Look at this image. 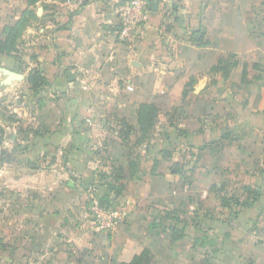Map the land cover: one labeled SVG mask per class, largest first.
<instances>
[{"label": "crops", "instance_id": "crops-1", "mask_svg": "<svg viewBox=\"0 0 264 264\" xmlns=\"http://www.w3.org/2000/svg\"><path fill=\"white\" fill-rule=\"evenodd\" d=\"M129 1H54L57 6L50 8L58 12H51L41 29L39 54L46 77L57 78L74 91L77 82L74 87L69 85L72 81L68 73L75 81L82 75L83 94L91 99L93 96L89 104L79 101L70 105L74 107V116L81 111L93 112V138L73 134L71 124H77L69 119L54 134L43 132L30 139L38 144L39 153L47 156L56 152L65 156V151L58 150L67 149L70 143H93V189H101L99 174L117 169L122 172L118 184L124 188L128 205L124 222L111 235L105 236L94 225L90 230L81 223L72 231L64 217L55 220L58 230L65 234L66 242L89 260H81L80 264H95L93 258L110 264L130 262L145 249L151 252L150 264H160V252L150 246L153 241L148 210L161 204L172 207L178 201L172 199L176 175L169 171L175 156H161L157 143L152 149L138 143L141 140L138 113L144 106L153 105L159 111L154 129L169 133L166 142L178 147L198 146L199 151L216 157V170L201 168L207 178L204 183L207 195L201 196V204L212 198L218 209L215 216L205 204L206 218L214 224L210 228L213 231L208 225V237L217 240V244L207 252L209 256L203 253L202 261L242 264L251 258L253 264H264L263 228L260 242H254L251 250L242 251L243 245H248L249 235L257 236L249 230V224L264 225V88L247 83L255 65L264 71V35L253 33L249 19L264 0H144L148 3L145 21L123 37L120 9ZM28 2L0 0L1 37L30 8ZM151 3H156L157 8ZM221 61L223 64L218 66ZM229 64L234 66L227 74ZM66 89L63 86L56 90ZM76 149L70 150V160L88 155L82 154L81 146ZM25 154L29 156L28 152ZM147 159L158 165L157 171H153L154 165L147 170L142 167ZM133 163L136 166L131 168ZM82 168L79 161L71 166L78 175ZM18 169L13 165L9 169L0 168V189L39 194L43 212L38 219L43 225L35 234L41 239L36 246L48 248L49 223L54 216L59 218L61 212L57 209L51 216L50 208L67 206L70 200L72 206L75 193L81 189L75 191L79 187L74 182L65 184V172L61 173L59 166V183L44 181L42 170L40 184L37 181L27 188L29 182L19 181ZM211 171L219 176L216 182L208 180ZM65 186L71 188L67 196ZM189 201L190 207L199 203L192 198ZM33 217L24 216L25 226L17 224L16 230L11 227L10 245L0 249V256H8L9 264H33L30 259L35 251L33 228L28 225ZM226 240L239 242L232 246ZM21 242L23 247L19 246ZM193 250L187 254L190 264H200L198 260L194 262ZM175 260L178 262L171 255L165 264H174Z\"/></svg>", "mask_w": 264, "mask_h": 264}, {"label": "rangeland", "instance_id": "rangeland-1", "mask_svg": "<svg viewBox=\"0 0 264 264\" xmlns=\"http://www.w3.org/2000/svg\"><path fill=\"white\" fill-rule=\"evenodd\" d=\"M54 1L61 0H31L30 3L28 2L31 12L24 20L26 23L23 31L14 38V53L12 55H0V168L9 169L12 165L16 166L19 168V181L29 182L27 188H30V186H35L36 183L34 184V182L38 181L37 184H40L42 170L44 171L43 175L46 176L44 181L48 180L51 184L59 183L57 180L60 175L59 172L57 173V167L59 166L62 168L61 173L65 172V184L74 182L76 187H79L75 191L81 190L77 191L79 195L72 190V193H75L74 199H76L75 202H72V206L69 205L70 200L67 206L50 208L51 216L56 213L57 209L61 212H59V218L56 216L51 218L49 223L51 231L47 236L49 247L43 248L42 245L36 246L41 243V239L35 237L38 228L43 225L38 219L43 212V205L38 198L39 194L34 192L33 194L26 193L24 195L22 192L0 189V249L2 247L7 248L10 245L8 239L12 234L11 227L13 226V229L16 230L17 224V226H25L27 220L24 216L33 215V219L28 222V225L31 224L33 228L34 238L32 240L35 244V251L30 257L33 264H73V262L74 264H80L81 260H89L82 257V252L72 247V243L66 242L67 237L58 230V224H55L57 223L55 220L64 217L63 220H66V225H68L67 221L70 222L72 231L80 223L90 230L93 228L92 219L88 214L90 195L95 191L93 189V162H95L93 160V143L85 142V144L80 145L70 143L67 149L61 147L60 150L56 149L65 151V156L58 155L57 152L47 156L46 154H40L38 144L30 139L31 136H41L43 132L49 135L54 134L64 124L68 123L69 119L77 124V126H74V123L71 124L73 134L80 135L81 133L84 134V137L93 138V112L85 113L81 111L74 116V107H70V105L79 101L83 105L93 102V96L91 99L90 95L83 94L84 91L81 88L85 84L82 83L84 81L82 75L79 76L77 81H75V78L74 80L69 78L74 82H69V85L75 86V82H77V90L72 91L67 83L63 84L57 78L49 79L43 71L41 55L39 54L42 51L41 29L47 22L45 18L51 17V12H54V14L58 12L50 8L57 6L53 3ZM249 19L253 24V33L259 36L264 35V6L255 9L250 14ZM12 72L21 75V79L5 84V79ZM36 72L40 76L37 79V84L33 86L28 81L30 76ZM63 86L68 89L56 90L61 89ZM160 129L157 128L147 132L138 143L140 147L146 146L145 149H152L151 147H154V144L157 143L161 156L164 158L170 154L175 156L169 171L171 174L176 175L173 176L176 183L172 187V190H175L176 193H173L172 199L178 202L173 204L172 207L158 204V207L153 206L148 210L149 223L156 227L155 230L149 232L151 235L150 240L153 241L150 246L160 252V257H162L160 259L158 256V260H161L163 264L171 255L173 258L178 259V262L175 260L176 263L174 264H190L187 254L191 249L195 250L191 251L195 255L194 262L198 260L202 264H207L202 261L201 257L204 256V252H206V256H209L207 252H210L213 247L216 248L217 240H211L208 237V225L209 230L213 231L210 229L213 223L206 218L207 207L205 204L211 212L215 213V216L218 209L212 198L208 202L205 201L204 205L201 204V196L206 198L207 195L206 185L204 184L207 178L202 174L201 168L216 170V157H211L203 151H199L198 146L193 147L183 144L182 147H178L177 144H170L166 142L169 133H165L164 130L160 132ZM76 146H81L82 154L87 153L88 155L79 160H70L68 154H71L70 150L72 149L78 150ZM27 152L29 156H26L25 153ZM77 161L83 167L80 175H78V172L74 173L71 169L73 162ZM203 161L205 163H202ZM153 165L155 166V162L153 163V160L147 159L142 167L147 170L152 168ZM20 168H23L24 171ZM5 173L7 176L10 175L7 170H5ZM120 175L118 170L114 168L110 169L109 173L99 174L101 186L106 190L111 189L110 187L113 186L111 183H115L116 178ZM218 178L216 171H211L208 176L211 183L216 182ZM251 178L249 175V179ZM70 191L71 188L65 186L66 196ZM103 194L101 193V195ZM51 195L53 196L52 193ZM121 195L123 196H120L117 200L118 207L124 211L128 205L124 199L125 195L123 193ZM190 195L193 197H190ZM191 198L200 204L194 203V206H188L191 203L189 201ZM14 216L19 218H14ZM12 222L13 225H11ZM122 222L124 221H121L119 225H122ZM261 228L264 229V225H256L254 222L249 224V230L255 232L257 236L249 235V239H246L248 245H243L242 242V251L244 249L251 250L254 242H260V239H262ZM99 233L105 236L113 234V232ZM231 241L226 240L228 245L232 246L234 243L239 242V240ZM15 246L18 245L15 244ZM19 246L23 247V243H19ZM250 261H252L251 258H246L242 264H249ZM105 262L106 260L93 258L95 264H110ZM0 264H9L8 256L4 258L0 256ZM156 264L159 263L156 262Z\"/></svg>", "mask_w": 264, "mask_h": 264}, {"label": "trees", "instance_id": "trees-1", "mask_svg": "<svg viewBox=\"0 0 264 264\" xmlns=\"http://www.w3.org/2000/svg\"><path fill=\"white\" fill-rule=\"evenodd\" d=\"M29 3L31 0H28ZM31 6V5H30ZM264 6V2H263ZM31 8L27 9L22 18L12 27L5 29L4 36H0V55H12L14 53L13 45H14V38L17 34L23 31V27L25 26L26 21L25 18L29 15ZM223 62L221 61L218 66L222 65ZM218 66L215 69H218ZM234 66V64H229L228 68L225 69L226 73L228 74L230 69ZM226 74V75H227ZM40 74L36 72L34 75L30 76L29 84L35 86L37 84V79H39ZM42 78V77H41ZM43 79V78H42ZM247 83H255L260 84L264 88V71L260 68V65H255L252 71L251 77L247 80ZM158 109L153 105H146L144 106L138 113V123L140 127L141 138H143L147 132L153 131L155 125L157 123L158 118ZM127 128V127H126ZM136 165L133 163L131 164V168H134ZM157 164H155V168L153 171L156 170ZM118 172L121 174L118 170ZM132 173V172H131ZM130 173V174H131ZM103 174V173H101ZM123 178L122 175L116 178L115 183H111L113 186L110 187L111 189L106 190L104 187L101 186V189H94L93 193L99 199L101 205L105 208H115L118 204V199L121 194L123 193V186L119 185L118 183ZM102 185V184H101ZM101 193H104L101 195ZM226 200H223V206H226ZM154 225H150V230H155ZM152 260L151 252L148 249H145L141 254L135 255L130 262H123L121 264H150ZM249 264H253L252 261Z\"/></svg>", "mask_w": 264, "mask_h": 264}, {"label": "built area", "instance_id": "built-area-1", "mask_svg": "<svg viewBox=\"0 0 264 264\" xmlns=\"http://www.w3.org/2000/svg\"><path fill=\"white\" fill-rule=\"evenodd\" d=\"M148 3L144 0H130L120 9L121 30L120 34L126 37L137 29L146 19ZM88 214L92 219L95 229L101 233H112L123 220L125 212L120 207L105 208L93 193L90 195Z\"/></svg>", "mask_w": 264, "mask_h": 264}, {"label": "water", "instance_id": "water-1", "mask_svg": "<svg viewBox=\"0 0 264 264\" xmlns=\"http://www.w3.org/2000/svg\"><path fill=\"white\" fill-rule=\"evenodd\" d=\"M151 6L154 7L155 9L157 8V4L156 3H151ZM68 77L71 80H74V78H75V77H73V75L71 73H68ZM20 79H21V75L15 73V72H12V73H9L7 78L5 79V84H9L12 81L20 80Z\"/></svg>", "mask_w": 264, "mask_h": 264}]
</instances>
